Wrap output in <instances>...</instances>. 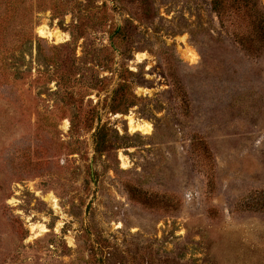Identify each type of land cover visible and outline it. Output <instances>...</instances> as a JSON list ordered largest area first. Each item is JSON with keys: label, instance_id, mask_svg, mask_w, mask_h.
I'll return each mask as SVG.
<instances>
[{"label": "rangeland", "instance_id": "obj_1", "mask_svg": "<svg viewBox=\"0 0 264 264\" xmlns=\"http://www.w3.org/2000/svg\"><path fill=\"white\" fill-rule=\"evenodd\" d=\"M210 2L0 0V264H264V52Z\"/></svg>", "mask_w": 264, "mask_h": 264}, {"label": "trees", "instance_id": "obj_2", "mask_svg": "<svg viewBox=\"0 0 264 264\" xmlns=\"http://www.w3.org/2000/svg\"><path fill=\"white\" fill-rule=\"evenodd\" d=\"M210 7L222 31L241 53L256 57L264 52L262 0H211Z\"/></svg>", "mask_w": 264, "mask_h": 264}, {"label": "clouds", "instance_id": "obj_3", "mask_svg": "<svg viewBox=\"0 0 264 264\" xmlns=\"http://www.w3.org/2000/svg\"><path fill=\"white\" fill-rule=\"evenodd\" d=\"M35 35L39 37L40 39H46L48 41H52L53 37H55V43L59 44L62 42H65L69 39L67 34L61 35L59 33V30L53 27L51 31H49L47 27V20H43L41 24L34 29ZM188 55L192 58L193 62L195 61L196 57L193 53L189 52ZM150 126L148 124H144L143 128L147 130ZM123 166V165H122ZM9 203H12V201H9ZM116 227H119V225H116ZM36 228H39V231L42 233L45 231L44 228H42L39 225H36L33 227V231H35ZM69 246H71V242H69Z\"/></svg>", "mask_w": 264, "mask_h": 264}, {"label": "bare ground", "instance_id": "obj_4", "mask_svg": "<svg viewBox=\"0 0 264 264\" xmlns=\"http://www.w3.org/2000/svg\"><path fill=\"white\" fill-rule=\"evenodd\" d=\"M189 58H190V56H189ZM128 120H129V126H130V130L131 131H133V132H135V131H141L142 133H144V134H149L150 133V131H151V126L147 129V130H145L144 128H143V125H141V124H139V123H135V122H133V120L131 119V118H128ZM53 206H54V208L55 209H58V206H57V204H56V201H53Z\"/></svg>", "mask_w": 264, "mask_h": 264}]
</instances>
